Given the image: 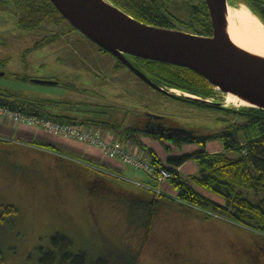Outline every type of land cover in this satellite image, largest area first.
I'll list each match as a JSON object with an SVG mask.
<instances>
[{
  "label": "rangeland",
  "instance_id": "374dc122",
  "mask_svg": "<svg viewBox=\"0 0 264 264\" xmlns=\"http://www.w3.org/2000/svg\"><path fill=\"white\" fill-rule=\"evenodd\" d=\"M7 1L0 0V71L5 74L0 77V92L51 102L49 111L58 116L91 120L100 131L111 132L126 148L136 150L139 159L148 162H151L150 152L129 146L126 129L142 128L151 121L161 123L156 118L165 117L168 126L204 137L226 130L240 118L208 104L169 97L157 91L128 68H117L116 57L101 52L70 23H46L33 31L22 29L12 6L4 3ZM156 1L175 13H182L189 12V4L199 0ZM34 79L58 84H37ZM214 89L213 99L228 108H238L227 104L226 93ZM103 122L114 127L110 130ZM151 135L146 136L149 146L166 164L171 157L201 149L209 153L224 149L219 139L207 140L205 146L186 141L178 145L173 140ZM240 137L244 138L241 133ZM228 155L239 158L242 151H230ZM188 163L181 172L184 179L200 174L196 161L191 159ZM111 177L117 183H112L108 175L103 177L105 183L120 190V195H128L129 199L111 194L103 187L97 202L88 200L87 208L73 196L74 203L70 205L55 203L52 196H46L44 201L24 200L17 204L15 192L1 195L0 190V207L13 205L18 209L17 216L0 223V249L4 260L1 264H41L42 250L54 249L51 238L58 233L72 241V253H85L90 261L110 250H119L135 256L137 264H264V234L219 216L209 217L206 210L180 202L171 180L162 184L154 182L147 172L132 167ZM72 178L80 186L87 181L85 177ZM122 183L124 186L119 185ZM64 187L66 191L71 190L66 184ZM158 188L163 197H156ZM199 191L223 203L210 192ZM152 199L158 201L157 213L148 230L146 222L150 213L141 203ZM251 199L256 201L258 197L254 195ZM233 226L254 233L256 241L248 237L244 241L243 237L233 235Z\"/></svg>",
  "mask_w": 264,
  "mask_h": 264
},
{
  "label": "trees",
  "instance_id": "16d2710c",
  "mask_svg": "<svg viewBox=\"0 0 264 264\" xmlns=\"http://www.w3.org/2000/svg\"><path fill=\"white\" fill-rule=\"evenodd\" d=\"M108 1L134 19L155 27L206 37L213 35L209 9L205 0L189 4L191 6L189 12L183 11L182 13H175L171 9L161 6L156 0ZM258 1L260 2L258 9L253 7L252 11L264 23V13L261 10V4L264 5V0ZM4 3L12 6V11L18 17L19 26L24 30H39L46 23L59 25L67 22L50 0H9ZM56 36L57 34L54 35V38ZM97 47L101 52L108 53L99 46ZM130 59L138 70L159 86H169L192 95L214 98V87L203 77L189 69L137 57H130ZM117 62V68H126L120 60L117 59ZM11 97L13 96L0 93V105L28 115L59 119L58 122L94 126L92 121L86 118H75L71 115L58 116L49 112L47 105L51 102L28 99L13 100L12 102L8 100ZM178 98L194 102L185 97ZM225 111L240 118H237L238 120L226 130L211 136L197 137L191 131L168 126L166 118L159 117L156 118L161 121V123L156 122L159 131H152L153 129L150 128H128L126 129L127 141L149 151L151 163L157 170L163 168L173 174L170 180L178 192L177 199L180 202L206 210L209 217L219 216L249 230L264 234V197H261L264 195V110L243 107L238 111L231 109ZM241 119L242 122H239ZM103 125L110 130H112L110 127H114L113 124L105 122ZM118 127L115 126V128ZM240 133L241 136H244V146L241 145ZM153 134L161 140H173L178 145L186 141L201 143L202 146H205L207 140L219 139L223 142L224 151L210 154L201 149L193 154L171 157L168 164H164L152 149L141 142L142 136H153ZM40 146L57 150L45 144H40ZM230 151H242V155L239 158H231L228 155ZM191 159L198 164L200 174L184 179L179 168ZM199 189L219 197L223 203L204 195ZM254 195L258 197L256 201L251 199V196ZM157 203L156 199L145 204L144 202L141 203V206L148 207L147 210L150 213L146 222L148 230L151 229L155 219L157 213V210L155 212V205ZM17 214L18 209L13 205L0 207V223L6 222ZM51 243L54 249L42 250L41 264H56L58 262L60 264H137L135 256L119 250H110L97 260L90 261L85 253H72V241L59 233L51 238ZM3 262L0 249V264Z\"/></svg>",
  "mask_w": 264,
  "mask_h": 264
},
{
  "label": "water",
  "instance_id": "95a60500",
  "mask_svg": "<svg viewBox=\"0 0 264 264\" xmlns=\"http://www.w3.org/2000/svg\"><path fill=\"white\" fill-rule=\"evenodd\" d=\"M50 1L64 19L90 41L124 63L143 82L169 97H185L224 110L238 111L243 108H228L221 101L213 98L192 95L169 86L166 87L171 91H167L164 86L155 84L138 70L130 57L189 69L203 77L213 87H222L220 91L224 93L225 89L233 90L264 102V62L249 57L230 44L220 41L223 7L229 0H205L213 27L211 37L143 23L108 0ZM239 2L244 3L254 13L244 1ZM3 76L4 73L0 72V77ZM34 82L42 85L58 84L56 81L35 80Z\"/></svg>",
  "mask_w": 264,
  "mask_h": 264
},
{
  "label": "crops",
  "instance_id": "0c3cea01",
  "mask_svg": "<svg viewBox=\"0 0 264 264\" xmlns=\"http://www.w3.org/2000/svg\"><path fill=\"white\" fill-rule=\"evenodd\" d=\"M147 139L146 136L141 137V142L154 151L149 146ZM75 141L64 136L61 138L59 135H52L41 127L17 123L7 117H0V190L3 191L1 195L15 192L17 204L24 200H28L30 203L44 201L48 198L46 196H52L55 203L60 205L74 203L71 199L73 196L83 203L84 208H87L88 200L97 201L95 191L99 187L93 185L92 189L88 188L91 184L88 181L103 179L105 175H108L112 183H117L111 176H118L121 171L129 167H126L121 160L106 156L99 147ZM40 144L49 145L57 150L47 149ZM133 145V143H129V146ZM139 151L140 149H138ZM223 151L217 150L210 154ZM155 153L158 156L157 152ZM159 159L163 162L160 157ZM148 163L152 165L151 162ZM188 164L187 161L179 168L180 173ZM75 172H79V175ZM73 176L76 178L85 177L87 181L83 186H80L79 182L72 178ZM148 176L154 182L156 181L155 177ZM64 184L71 190H64ZM119 185L124 186V183ZM158 191L161 193L158 194ZM157 196L163 197L159 188L156 189ZM4 203H8V201H4ZM250 234L257 237L250 232L247 237H252Z\"/></svg>",
  "mask_w": 264,
  "mask_h": 264
},
{
  "label": "built area",
  "instance_id": "2783aa9c",
  "mask_svg": "<svg viewBox=\"0 0 264 264\" xmlns=\"http://www.w3.org/2000/svg\"><path fill=\"white\" fill-rule=\"evenodd\" d=\"M167 91H171L169 87H163ZM0 117H7L9 120L17 123H24L31 126L41 127L47 132L71 138L82 143H87L99 147L106 156L121 160L125 165L134 169L145 171L148 175L155 177L159 183H164L173 177V174L166 169L157 170L153 165L145 160H141L135 154V151L129 150L125 147L123 142L116 139L111 133H103L92 125H77L65 122H58L54 119H47L44 117H37L34 115L24 114L19 111L11 110L8 107L0 105ZM242 146L245 145L242 139ZM158 194L161 192L158 191Z\"/></svg>",
  "mask_w": 264,
  "mask_h": 264
},
{
  "label": "bare ground",
  "instance_id": "6f19581e",
  "mask_svg": "<svg viewBox=\"0 0 264 264\" xmlns=\"http://www.w3.org/2000/svg\"><path fill=\"white\" fill-rule=\"evenodd\" d=\"M222 16L220 41L230 44L249 57L264 62V24L262 21L244 3L238 1H228L223 7ZM217 89L222 90L223 88L218 86ZM224 91L227 94V104L230 106L264 109V102L233 90L225 89Z\"/></svg>",
  "mask_w": 264,
  "mask_h": 264
},
{
  "label": "flooded vegetation",
  "instance_id": "af4514ba",
  "mask_svg": "<svg viewBox=\"0 0 264 264\" xmlns=\"http://www.w3.org/2000/svg\"><path fill=\"white\" fill-rule=\"evenodd\" d=\"M229 1H238V0H229ZM239 1H244L248 6H249V8H251V10H253V7L257 10L258 9V5H260V2L258 1V0H239ZM238 1V2H239ZM261 10H262V12L264 13V5H262L261 4ZM210 21H211V17H210ZM0 68H1V66H0ZM126 68H128V67H126ZM130 71V70H129ZM1 72V71H0ZM133 75H136V74H134L132 71H130ZM4 76H5V74H4ZM35 80H40V79H34V80H32L33 82L35 81ZM40 81H46V80H40ZM0 93H2V94H4V95H6V96H13V97H11V98H9L8 100H10V101H12L13 102V100H21V99H25V98H20V97H18L17 95H15V94H12V93H4V92H0ZM14 96H17V97H14ZM29 100V99H28ZM48 106V105H47ZM46 106V107H47ZM45 107V108H46ZM48 108V107H47ZM48 110H49V108H48ZM50 112V111H49ZM143 129L144 128H150V129H153L152 131H159L158 129H159V127H158V124L155 122V121H151V122H149L147 125H145V126H143L142 127ZM95 182V183H94ZM106 179H101V178H98V179H95V180H92V181H88V183H91L89 186H88V188H90V189H92V187H93V185H97L99 188L98 189H96V191H95V199H97L98 200V196L99 195H101V189H103V187L104 188H106L107 190H108V192H110L111 194L113 193H115L117 196H119L120 198H128L129 199V197H128V195H126V196H124L123 194L122 195H120V190H118V189H114L113 187H109L106 183ZM105 199V198H104ZM102 200V198L100 199V201ZM97 202V201H96ZM96 202H95V204H96ZM225 228V227H224ZM233 229H231L232 231H231V233L233 234V235H236L237 237H243V240L245 241L246 240V238H247V235H248V232H245L244 230L242 231V228L241 229H239V228H237V227H232ZM221 229V228H220ZM240 232H242V233H240ZM252 237H248L249 239H251V240H254V241H256V239L255 238H253V236L254 235H252V234H250Z\"/></svg>",
  "mask_w": 264,
  "mask_h": 264
}]
</instances>
